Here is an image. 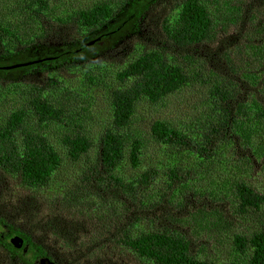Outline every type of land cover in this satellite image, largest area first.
<instances>
[{
    "label": "trees",
    "instance_id": "1",
    "mask_svg": "<svg viewBox=\"0 0 264 264\" xmlns=\"http://www.w3.org/2000/svg\"><path fill=\"white\" fill-rule=\"evenodd\" d=\"M135 1L0 0V60L30 50L37 56L0 66L1 201L16 188L49 189L51 196L32 195L86 226L62 215L55 222L32 202L22 204L24 211L18 200V214L49 231L54 243L48 248L0 209V247L32 264H77L67 252L80 236L86 260L101 255L94 264H264V188L246 172L251 157L264 155V0H149L134 12L127 42L136 44L116 42L120 65L111 83L95 69L102 59L78 55L110 38L119 27L106 34L105 26ZM150 13L152 21L160 15L158 27L145 35L140 25ZM52 46L65 48L40 56ZM197 60L202 68L192 69ZM207 61L221 64V74ZM18 68L21 76L4 75ZM206 87L190 124L161 117L148 123L146 132L162 153L158 165L146 164V137L132 128L136 104ZM99 104L109 123L95 138L91 119ZM237 141L246 157L230 151ZM64 160L74 164L75 175L60 181L55 174ZM149 195L160 201L146 203ZM159 203L172 210L160 218L143 211H157ZM241 219L246 223L239 229ZM201 228L231 235L224 262L205 254L207 246L196 238Z\"/></svg>",
    "mask_w": 264,
    "mask_h": 264
},
{
    "label": "rangeland",
    "instance_id": "2",
    "mask_svg": "<svg viewBox=\"0 0 264 264\" xmlns=\"http://www.w3.org/2000/svg\"><path fill=\"white\" fill-rule=\"evenodd\" d=\"M149 0H136L131 5H129L116 19H114L110 25L105 26V30L103 33H109L116 29L115 33L111 35L110 38H106V40H103L99 42L96 45H93L90 47L89 50L84 51L85 53L78 55V58L85 57L83 59L85 60H93V59H102L103 63L102 66H97L95 69L97 72L101 73L102 79L110 81L112 83V78H114L116 71L118 70V67L120 65L119 61L115 60V58H119L120 51H118L115 48L116 42L120 40H124V44H129L130 47H132L133 44H136L134 41L130 39V42H127L128 35L130 36L135 30L136 27V21L135 14L137 10H139L141 7L143 9V6L148 2ZM1 3V2H0ZM160 18V15L157 19L152 21L153 19V13H150L148 18L143 21V24L140 25L143 28V32L145 35H154L156 32L153 30V28H156L154 25L157 24L158 27V20ZM123 23V24H122ZM157 29V28H156ZM149 31V32H147ZM147 32V33H146ZM138 38V37H136ZM114 46V47H112ZM64 46H55L50 47L48 50L42 49V55L47 54H54L61 52L64 50ZM115 48V50H113ZM166 49L167 46H166ZM117 50V51H116ZM96 56L91 58L94 53H96ZM201 52V51H199ZM37 56L33 55V50H30L29 52L26 51L24 53H21L14 58L10 60H0V66L4 65V68L15 65L23 62H28L30 60L35 59ZM204 63L203 60H197L190 64V67L193 69L196 68H202V64ZM217 65V61H213L212 63L206 62V67L215 71L217 75H220L221 73H218L217 71L220 70L221 64L219 66ZM216 68V69H215ZM79 66H76L73 68V71L77 73L79 71ZM205 72L209 73V70L203 69ZM23 74L22 68H18L16 70H9L4 73L7 77H18ZM231 75V74H229ZM71 81H74L75 77L70 76L69 77ZM264 78V75H263ZM79 80V78H77ZM75 83V81H74ZM242 84V82H241ZM210 87H206L202 90V92H194L189 89H184L182 91H177L175 93H172L167 96V98L158 103V104H152L149 103L147 100H142L138 102L135 106V116L132 118V128L136 129V132L139 131V133L142 134V136L146 137L145 145L143 146V152H144V158L146 164H156L158 165V159L160 157V153H162L161 149L159 148V145L147 134L146 128L148 126V123H150L151 120L156 119L158 117H161L163 120L168 121L171 124L180 126L184 124H190L197 114L196 109V103L199 101V99H203L205 97V93L207 94L210 91ZM98 107V108H97ZM96 110L99 111L98 115L92 114V122H95V125L93 126L92 135L96 138V135L100 133V131L109 123V115L107 109H105L102 104L96 105ZM106 122V123H105ZM135 132V131H134ZM132 138V136H130ZM236 137V136H235ZM235 139V138H233ZM237 139V137H236ZM236 141V140H235ZM235 143V142H234ZM230 151H235L236 154L242 157H246L247 153L246 150L242 149V147L239 145V142L230 149ZM252 158V165L249 167L247 166V173L249 175V178L253 184L259 185L260 188H264V155L261 157H251ZM74 164L64 160L62 166L60 169H58L57 173L55 174L60 181H67L68 178L74 177ZM53 188V187H52ZM14 189V188H13ZM155 190V189H154ZM154 190L148 191V193H153ZM16 192L20 195L19 197H16ZM32 193L38 195V196H51L53 195V191H50L49 189H43V190H37V191H29V190H20V189H14L12 190L11 197L7 194L4 195V201H1V212L4 214V216L11 222L15 223L20 228L25 229L28 232L33 231L35 239H39L43 241V243L47 244V247L50 248L52 246V243H54V237L50 234L49 231L41 230L38 231L32 226L33 220L29 217L23 218L21 215L18 214L17 210V204L16 202L19 200L20 206H22L23 203L32 202L33 207L32 209H36L38 213H41L44 216H48L49 214H52L55 218V222L61 223V219H59L62 215L63 220H65L66 223H81L82 228L86 229V226L83 224V222L76 217H69L67 218L66 213L59 211V208L57 207H49L46 204H43V198L40 197L37 200L33 197ZM30 196V197H29ZM179 196V193H176V197ZM158 195H153L150 197V195L146 198V203H151L154 200L160 201L158 199ZM181 199H176L177 203ZM38 201V202H37ZM164 203L158 204V210L152 212V210H143L147 215H156L157 217H161L164 212H166L167 208L170 207L169 205L163 206ZM177 205V204H176ZM163 206V207H162ZM24 208V211L26 208ZM21 207V208H22ZM221 208L227 212L229 215L232 209L229 207V203L225 202L224 205H221ZM145 209V208H143ZM168 210H172L171 207L168 208ZM174 213H181V209L173 210ZM27 216V215H25ZM239 225L237 224V227L239 229L244 225L246 222L244 220L238 221ZM187 227V226H186ZM185 227V228H186ZM49 230V229H48ZM4 235L8 236L9 233H3L2 238ZM77 236V235H76ZM200 243H203L205 246H207V249L205 250V254H207L209 257H212L213 259L219 260L224 262L227 258V252L230 247V234H217V233H211L208 230L199 229L197 232V237ZM80 241H84V238L78 237V242L75 243V247L73 249H68V256H71L75 259L77 264H94L95 257H100L101 255H97L95 252L91 254L92 260H86L85 253L87 252L88 248H82V244L79 245ZM52 248V247H51ZM84 251V253L82 252ZM103 254V252L101 251ZM11 252H8L7 250H2L0 247V264H32L31 262L25 261L22 256L19 255H10ZM80 258L85 260H79ZM114 261V260H113Z\"/></svg>",
    "mask_w": 264,
    "mask_h": 264
},
{
    "label": "water",
    "instance_id": "3",
    "mask_svg": "<svg viewBox=\"0 0 264 264\" xmlns=\"http://www.w3.org/2000/svg\"><path fill=\"white\" fill-rule=\"evenodd\" d=\"M26 63H23V64H15V65H11V66H8L6 68H12V67H17L18 65H24ZM11 242L17 246V247H20L22 245V239L18 236H14L11 238Z\"/></svg>",
    "mask_w": 264,
    "mask_h": 264
}]
</instances>
